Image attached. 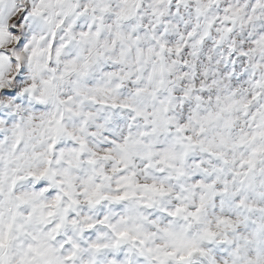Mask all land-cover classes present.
Returning a JSON list of instances; mask_svg holds the SVG:
<instances>
[{
  "label": "snow or ice",
  "instance_id": "6c2138e0",
  "mask_svg": "<svg viewBox=\"0 0 264 264\" xmlns=\"http://www.w3.org/2000/svg\"><path fill=\"white\" fill-rule=\"evenodd\" d=\"M0 264H264V0H0Z\"/></svg>",
  "mask_w": 264,
  "mask_h": 264
}]
</instances>
